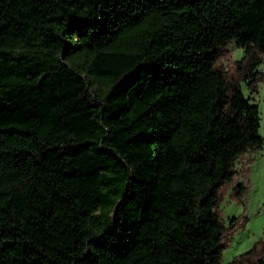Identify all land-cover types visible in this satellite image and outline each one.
<instances>
[{
	"label": "trees",
	"instance_id": "16d2710c",
	"mask_svg": "<svg viewBox=\"0 0 264 264\" xmlns=\"http://www.w3.org/2000/svg\"><path fill=\"white\" fill-rule=\"evenodd\" d=\"M263 57L264 0H0V264H224Z\"/></svg>",
	"mask_w": 264,
	"mask_h": 264
},
{
	"label": "rangeland",
	"instance_id": "374dc122",
	"mask_svg": "<svg viewBox=\"0 0 264 264\" xmlns=\"http://www.w3.org/2000/svg\"><path fill=\"white\" fill-rule=\"evenodd\" d=\"M229 49L231 58L234 59L240 58L243 53L242 47L235 42L229 45ZM226 62L230 64L229 61ZM257 68L264 71V57ZM241 87L244 94L258 104L259 133L263 142L237 163L240 167V163L245 162V171L239 176L245 184L243 195L240 198L227 195L221 203L225 220L234 224L232 236L222 251L224 264L246 250L254 241L264 239V76L258 79L254 91L244 81L241 82Z\"/></svg>",
	"mask_w": 264,
	"mask_h": 264
}]
</instances>
